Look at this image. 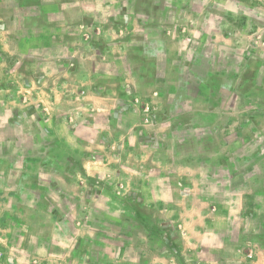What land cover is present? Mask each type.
<instances>
[{
  "label": "crops",
  "instance_id": "1",
  "mask_svg": "<svg viewBox=\"0 0 264 264\" xmlns=\"http://www.w3.org/2000/svg\"><path fill=\"white\" fill-rule=\"evenodd\" d=\"M245 2L242 27L234 16L228 18L226 0H0V91L6 92L0 106L8 111L1 119L3 127L9 128V135L29 141L23 148L17 144L18 152L33 153L31 158L41 164L75 168L72 174H57L56 194L39 188L35 205L6 195L15 216L45 219V230L30 228L25 237L49 242L51 228L58 223L56 232L63 236L66 223L74 219L68 234L88 235L91 247L104 249L102 257L111 263L264 264L263 178L248 174L245 166L232 173L231 164L198 159L200 152H210L209 138L226 135L219 127L225 122L220 93L235 81L236 73L257 72L264 61L258 58L264 54L254 56L243 45L261 20L248 12L258 9L255 0ZM258 6L263 9L264 0ZM97 10H103L102 16ZM82 26L99 30L84 37ZM110 26L122 30L121 36L115 34V44ZM131 26L153 31L157 50L131 52ZM226 43L232 48H225ZM114 46L119 55H113ZM107 58H121L112 77L99 70ZM241 83L233 84L235 96ZM23 90L31 93L25 96L30 103L22 101ZM147 98L158 110L148 133L136 128L140 116L130 106L133 99ZM234 104L241 103L236 99ZM189 130L199 131L198 144L193 135L191 142L187 134L185 141L175 138ZM183 150L198 155L178 160L174 154ZM12 151L9 148L8 155ZM119 151L138 160L147 153L150 164L139 161L128 168L154 170L151 185L136 177L127 182L132 184L131 199L143 202V207L144 202L149 207L157 202V217L148 216L152 227L140 222L118 231L109 224L100 229L92 222L77 226L81 216L96 211L87 192L77 190L81 166L89 173L85 164H116ZM92 153L97 155L90 157ZM0 164L12 167L6 158H0ZM55 176L48 179V187ZM100 232L105 239L97 240ZM91 256L99 254L93 251Z\"/></svg>",
  "mask_w": 264,
  "mask_h": 264
},
{
  "label": "rangeland",
  "instance_id": "2",
  "mask_svg": "<svg viewBox=\"0 0 264 264\" xmlns=\"http://www.w3.org/2000/svg\"><path fill=\"white\" fill-rule=\"evenodd\" d=\"M242 6L246 3L245 0H226L225 7L229 15V19L236 18V22L240 23L242 27L245 26V13L246 9L239 8V4ZM257 10L251 9L248 12L251 14H257L258 18L261 17L259 23L253 25L251 30H253V35L250 37V41L243 42L245 50L254 56H260V53L264 54V8L258 6L259 0H255ZM239 11H242L241 18L238 17ZM103 10H97V15L102 16ZM137 17L143 20L144 14L139 13ZM109 33L113 37V43H117L121 36L122 30L114 26L109 27ZM99 26L87 27L82 26V33L84 37L93 32H97ZM183 30L181 29V32ZM124 28L123 33L126 34ZM185 33V31H184ZM116 34V35H115ZM125 37V36H124ZM145 39L146 41H141ZM249 40V39H248ZM242 44V42H241ZM130 51L136 52L139 48L145 47L147 50H157V41L155 40V33L153 31H142L137 27L131 26V39H130ZM225 48H232L226 43ZM119 55V50L114 46L113 55ZM235 56V55H232ZM236 62H238V55L234 57ZM258 58H264L260 56ZM109 62L104 63L99 70L107 77H112L116 72L117 68L121 66V58H107ZM125 59V58H124ZM125 61V60H124ZM244 61V58L243 60ZM259 67L258 71L254 70L245 71L242 73L235 74V81H241L242 88L236 90V96L233 93V84L231 82L233 74H231L230 82L227 89L220 93V100H223L225 108L224 110V120L220 121V128L226 130L225 136L212 137L209 138V146L206 147L209 153L202 154L199 153L198 159H205L206 164H231L232 173L237 172V168L245 166L243 169L250 175H256L257 178H263L264 186V72L263 66ZM124 67L127 68L126 64ZM129 68H132V62L129 64ZM237 68V67H236ZM244 70V68H243ZM6 95V92L0 91V97ZM30 97L31 93L29 91L21 92L22 101L26 100L25 96ZM239 99L240 106L234 104L235 100ZM30 103V99L26 100ZM2 104V103H0ZM150 107L149 113L144 112L145 106ZM216 105V104H215ZM131 109L140 116V122L136 128L149 132L155 126L154 117L158 110H156V105L152 99L147 98L145 100L133 99L131 100ZM4 110H3V109ZM35 107L34 110H36ZM179 106H174V110L178 111ZM41 111L45 109H40ZM8 111L4 107L0 106V158H6L12 163L10 169L9 164H0V264H120L118 261L116 263H111L108 260L110 258L103 256L105 250L98 246L96 249L91 247L88 235L82 237H75V234H68V232L73 231V221L71 219L66 223L64 228V235L62 236L59 231L58 223L54 228L50 229V241L45 242L37 239H33V235H30L28 239L25 237V231L30 228H39L45 230L46 225L42 224L45 219L37 220L36 218H28L15 216L9 211L10 209V198L6 196L8 193L17 197H21L24 201L30 203V205H35V200L39 195V188H44L43 191H49L51 194H56L58 191L59 175L58 173H71L75 170L72 167L73 164H41L39 160L32 159L33 153L26 154L18 152L16 149L17 144L23 148L29 143L27 138L13 137L9 135V128H4V121L1 119L7 115ZM7 124V123H5ZM118 124L120 126H125V119H121ZM3 127V128H2ZM182 136L176 135L177 141H185L188 135L189 142L190 136L193 135V142L195 145L198 144L200 140L199 131L189 130L188 132L181 133ZM103 138V137H102ZM16 139L18 142H16ZM215 140V142H214ZM12 148V154L8 155V149ZM193 148H196L195 146ZM199 148L201 144H199ZM188 151V150H187ZM97 154L92 153L90 157L93 158ZM145 157L143 159L136 158L128 153H123L121 151L115 152L116 164H85L88 167V172L81 166V177H77V190L81 193L87 192V194L92 198L89 203L96 210L93 214L94 216L83 215L80 220H76L77 226L88 225L89 222L97 224L98 229L105 227L109 224L113 227L115 231L120 230L121 226L127 225V223L140 222L152 227L153 218L157 217V202H153V206L149 207L148 202H144V207L141 205V201L131 199L129 191L132 186L127 182L128 177L140 178L136 180L144 181L151 185V180L153 179L154 170H143L132 169L137 165V162L150 164L147 158V153L143 154ZM178 160L185 161L192 156H197V153L192 154L190 151L177 152L174 154ZM25 156H30L29 160H25ZM211 156V157H208ZM134 158V159H133ZM135 162V164H123L125 161ZM219 160V163H218ZM3 163V162H2ZM143 165V164H140ZM76 164V170H77ZM94 172L90 175V172ZM56 175L55 183L48 187V179ZM129 179V178H128ZM85 182V183H84ZM128 183V184H127ZM43 184V185H41ZM136 185L134 187H137ZM45 193V192H44ZM97 197L95 198L94 196ZM99 196V197H98ZM97 200V201H95ZM68 208L65 210L67 213ZM58 214V213H57ZM150 217V219L148 218ZM54 221L57 222L59 215L54 216ZM68 219V217H67ZM109 219V220H108ZM94 221V222H93ZM101 224V225H100ZM58 227V231L56 229ZM56 228V229H55ZM76 229V228H74ZM61 230L63 228L61 227ZM73 235V236H72ZM105 232H100L98 234L97 240L105 239ZM113 235H116L114 233ZM23 237H25L23 239ZM75 237V238H74ZM35 238V237H34ZM97 251V255L91 256V252ZM107 261V262H105ZM118 262V263H117Z\"/></svg>",
  "mask_w": 264,
  "mask_h": 264
},
{
  "label": "built area",
  "instance_id": "3",
  "mask_svg": "<svg viewBox=\"0 0 264 264\" xmlns=\"http://www.w3.org/2000/svg\"><path fill=\"white\" fill-rule=\"evenodd\" d=\"M149 111H150V107L148 105H146L145 108H144V112L145 113H149ZM247 257L248 258H252V255L251 254H248Z\"/></svg>",
  "mask_w": 264,
  "mask_h": 264
}]
</instances>
